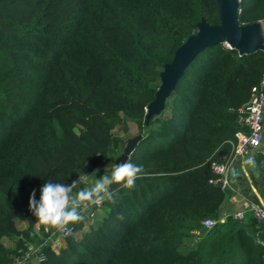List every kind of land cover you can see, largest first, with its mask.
<instances>
[{
    "label": "trees",
    "instance_id": "1",
    "mask_svg": "<svg viewBox=\"0 0 264 264\" xmlns=\"http://www.w3.org/2000/svg\"><path fill=\"white\" fill-rule=\"evenodd\" d=\"M202 20L221 25L216 0H0V264H221L248 231L242 263L263 264L264 221L221 222L233 191L210 183V163L245 131L240 110L264 78V51L206 49L146 120L166 66ZM239 21L264 23V0H241ZM131 122L142 136L130 156L143 167L135 186L113 185L117 202L91 221L83 211L72 224L80 236L58 249L56 229L29 210L32 191L39 200L48 181L103 176ZM207 219L216 224L205 228ZM31 248L44 259H26Z\"/></svg>",
    "mask_w": 264,
    "mask_h": 264
},
{
    "label": "clouds",
    "instance_id": "2",
    "mask_svg": "<svg viewBox=\"0 0 264 264\" xmlns=\"http://www.w3.org/2000/svg\"><path fill=\"white\" fill-rule=\"evenodd\" d=\"M252 165L253 160L246 161ZM100 169L91 175L78 173L77 179L70 184L48 181L41 186L40 198L36 199L33 190L29 200V210L36 217L37 223L63 231L69 224L84 220L83 211L92 206H99L105 201L115 204L118 192L113 185L124 189L135 186L143 167L132 162L131 158L111 165L110 172L105 168L104 175L97 178ZM233 175L238 173L233 170ZM123 219V215L118 216Z\"/></svg>",
    "mask_w": 264,
    "mask_h": 264
},
{
    "label": "water",
    "instance_id": "3",
    "mask_svg": "<svg viewBox=\"0 0 264 264\" xmlns=\"http://www.w3.org/2000/svg\"><path fill=\"white\" fill-rule=\"evenodd\" d=\"M241 0H216L221 25L211 26L205 20L198 25L199 32L175 53V57L162 74V84L157 92L155 102L147 107V122L151 116L159 114L167 98L175 89L177 82L189 64L203 51L218 44L227 42L243 54H253L264 50L262 22L252 25H241L239 21ZM142 136L129 139L123 153L115 163L129 159ZM218 187L222 188L219 183Z\"/></svg>",
    "mask_w": 264,
    "mask_h": 264
},
{
    "label": "built area",
    "instance_id": "4",
    "mask_svg": "<svg viewBox=\"0 0 264 264\" xmlns=\"http://www.w3.org/2000/svg\"><path fill=\"white\" fill-rule=\"evenodd\" d=\"M264 37V33H263ZM223 45L228 49H233L227 42ZM264 51V50H263ZM147 112V108H146ZM240 124L245 129V131L239 132L236 137L237 141L232 143L231 153L225 157L221 162L212 161L210 163V168L212 172L217 176V179L211 180L212 184H222L223 189H231L229 174L235 164V162L247 154L249 151L261 150L262 163L261 169L264 172V78L260 83L253 88L250 101L240 110ZM236 202V199H232ZM102 204L99 206H92L84 211L88 210V216L90 220L95 217V212L101 208ZM250 212L252 217L259 221H264V203L252 204L248 211H237L232 214L224 213L222 214L221 222H226L230 217L237 221H245L247 219V213ZM205 228H212L216 222L212 219H207L202 222ZM46 232L49 233L48 228ZM75 233V227L69 224L63 231L55 230L50 234V238H67ZM199 233H197L198 235ZM36 258L38 261L44 259L43 254L39 250L31 248V250L26 254V259ZM264 264V255H263Z\"/></svg>",
    "mask_w": 264,
    "mask_h": 264
},
{
    "label": "crops",
    "instance_id": "5",
    "mask_svg": "<svg viewBox=\"0 0 264 264\" xmlns=\"http://www.w3.org/2000/svg\"><path fill=\"white\" fill-rule=\"evenodd\" d=\"M129 125L131 124L129 123ZM249 159L253 160L254 163L252 165L246 163ZM261 161V150H253L249 151L235 162L229 174L230 185L233 192L227 197L223 205L222 214L248 211L254 203L249 199L250 195L246 194L247 190L256 196L260 203H264V196L261 193V189H264V172L261 169ZM233 170H235L238 175L234 176ZM233 198L236 199V202H233ZM249 213L250 212L247 213V217ZM247 235L252 236V233L248 231Z\"/></svg>",
    "mask_w": 264,
    "mask_h": 264
},
{
    "label": "rangeland",
    "instance_id": "6",
    "mask_svg": "<svg viewBox=\"0 0 264 264\" xmlns=\"http://www.w3.org/2000/svg\"><path fill=\"white\" fill-rule=\"evenodd\" d=\"M261 25H262V29H263L262 31L264 33V23H261ZM130 124L131 125H129V134H128L127 137H129L130 139H132V138H135V137L139 136L140 133H139V128L137 127V125L135 123H132L131 122ZM111 165H112V160L110 158H106L105 161H104V163H103V165H102V168L101 169L105 170V168H107V170H108V169L111 168ZM18 226H19V229H23V228L26 227V224L25 223H22V222H19L18 223ZM89 226L90 225H88L87 227H89ZM44 227L45 228H48V229L52 228V227H48V226H45V225H44ZM74 235L76 237H79L80 236V233H76ZM243 239L245 241V244L240 246V250H238L236 252L235 251V247L229 248L226 253H224V254H222L221 256L218 257L219 258L218 259L219 263H221V264H243L242 263V259H243L244 256L242 255L241 250L242 249H245L246 250V248H247L246 245L248 244L246 242L251 243L252 240H253V236L247 235V233H246V235L243 236ZM3 242L7 246L9 245V242H8V240L6 238H4ZM254 242L257 243L258 240L255 238L254 239ZM54 244L59 249L60 246H63L64 245V239L63 238H59V239H57L55 241ZM220 259H221V261H220ZM208 261H209V257L206 256V258L204 260V264H208Z\"/></svg>",
    "mask_w": 264,
    "mask_h": 264
},
{
    "label": "bare ground",
    "instance_id": "7",
    "mask_svg": "<svg viewBox=\"0 0 264 264\" xmlns=\"http://www.w3.org/2000/svg\"><path fill=\"white\" fill-rule=\"evenodd\" d=\"M263 30V29H262Z\"/></svg>",
    "mask_w": 264,
    "mask_h": 264
}]
</instances>
